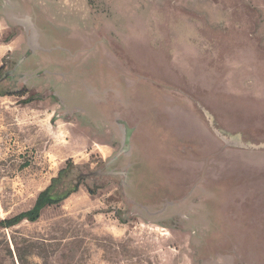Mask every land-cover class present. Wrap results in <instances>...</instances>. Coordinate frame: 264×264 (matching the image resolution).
<instances>
[{
  "label": "rangeland",
  "instance_id": "374dc122",
  "mask_svg": "<svg viewBox=\"0 0 264 264\" xmlns=\"http://www.w3.org/2000/svg\"><path fill=\"white\" fill-rule=\"evenodd\" d=\"M3 93L0 264H264V0H0Z\"/></svg>",
  "mask_w": 264,
  "mask_h": 264
},
{
  "label": "trees",
  "instance_id": "16d2710c",
  "mask_svg": "<svg viewBox=\"0 0 264 264\" xmlns=\"http://www.w3.org/2000/svg\"><path fill=\"white\" fill-rule=\"evenodd\" d=\"M73 170L74 165L71 161H67L65 167L59 170L57 176L50 181V184L37 195L33 206L29 210L21 212L10 219L0 221V226L10 228L23 221L36 222L44 208L58 205L77 192L82 178L81 175L73 178ZM88 193L93 194L90 190H88Z\"/></svg>",
  "mask_w": 264,
  "mask_h": 264
},
{
  "label": "water",
  "instance_id": "95a60500",
  "mask_svg": "<svg viewBox=\"0 0 264 264\" xmlns=\"http://www.w3.org/2000/svg\"><path fill=\"white\" fill-rule=\"evenodd\" d=\"M117 124L121 127L123 126V137H122V149L118 153V155L122 153H126L129 149V141H130V136L132 135L133 130L129 127L126 126V124L122 121H117ZM122 129V128H121ZM116 157H113L111 161H113Z\"/></svg>",
  "mask_w": 264,
  "mask_h": 264
}]
</instances>
